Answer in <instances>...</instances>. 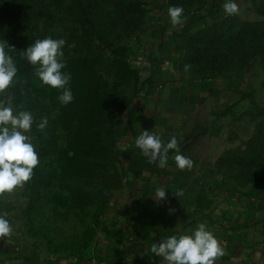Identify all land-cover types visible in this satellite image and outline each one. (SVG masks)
Here are the masks:
<instances>
[{"label": "rangeland", "instance_id": "rangeland-1", "mask_svg": "<svg viewBox=\"0 0 264 264\" xmlns=\"http://www.w3.org/2000/svg\"><path fill=\"white\" fill-rule=\"evenodd\" d=\"M236 2L239 13L227 15L222 0H0V41L13 47L18 67L13 106L31 110L37 122L48 121L43 131L33 124L29 132L40 163L21 187L31 242L55 256L93 259L104 218L119 209L125 189V159L114 127L125 119L128 103L142 96L151 43L173 41L180 47L181 78L240 89L235 126L242 140L235 150L253 148L224 167L223 187L255 215L252 232L264 253V0ZM172 6L183 7L182 25L170 23ZM226 17L236 23L209 29ZM203 30L212 41L197 65L188 60L189 38ZM49 36L66 41L65 71L72 74L74 96L67 105L58 99L61 90L42 85L23 56L35 40Z\"/></svg>", "mask_w": 264, "mask_h": 264}, {"label": "crops", "instance_id": "crops-1", "mask_svg": "<svg viewBox=\"0 0 264 264\" xmlns=\"http://www.w3.org/2000/svg\"><path fill=\"white\" fill-rule=\"evenodd\" d=\"M151 45L144 62L147 81L142 96L126 111L119 129L118 147L126 169L124 193L119 209L104 218L93 259L101 264H159V257L148 255L152 242L177 226L183 230L207 222L225 248L217 264H264V253L252 232L255 215L239 197L225 193L223 186L228 184L218 166L220 157L241 144L235 126L242 111L239 87L181 78L174 51L177 43ZM143 130L164 141L177 137L181 152L195 160L194 166L176 168L171 152L165 168L150 162L134 146ZM156 186L169 188L166 201L157 203L150 197ZM177 189L184 190L182 197L174 194ZM25 203L21 187L0 199V210L11 214L15 229L10 237L0 238V264L89 263L87 256H55L31 242L24 231Z\"/></svg>", "mask_w": 264, "mask_h": 264}, {"label": "clouds", "instance_id": "clouds-1", "mask_svg": "<svg viewBox=\"0 0 264 264\" xmlns=\"http://www.w3.org/2000/svg\"><path fill=\"white\" fill-rule=\"evenodd\" d=\"M222 7L227 15L238 14L239 4L236 0H222ZM170 23L175 27L185 22L184 9L172 6L168 9ZM62 38L51 36L37 39L23 51V56L35 68V76L42 85L61 90L58 99L67 105L74 100L70 87L72 74L65 71L64 46ZM13 47L0 41V94L5 99L0 100V199L5 193H12L19 187L25 186L34 176V169L40 160L33 136L29 134L33 124L43 131L47 126V118L39 122L31 110L13 106L12 87L17 82L18 67L14 61L11 49ZM139 153L149 158L160 168L168 165L170 152L175 153L171 158L176 168L191 169L195 160L181 152L180 141L173 136L164 141L155 132L143 130L134 141ZM129 146H125L127 150ZM167 186H156L150 197L155 202L167 200ZM177 197L184 195L183 189L174 193ZM8 211L0 210V238L10 237L14 232L13 222ZM159 257V264H217L220 257L225 255V248L207 222H200L194 228L181 230L178 226L169 235L152 242L148 255Z\"/></svg>", "mask_w": 264, "mask_h": 264}, {"label": "trees", "instance_id": "trees-1", "mask_svg": "<svg viewBox=\"0 0 264 264\" xmlns=\"http://www.w3.org/2000/svg\"><path fill=\"white\" fill-rule=\"evenodd\" d=\"M128 0H124V4L126 3L127 4ZM127 7L131 8V5H126ZM235 24L236 21H234V19L232 18H225L223 20H221L220 22H215L214 24L211 25V27L209 28L212 32L213 30H217L218 28H221V27H224L225 25H228V27L232 26L230 24ZM205 34V31H198V33H195L194 35H192L190 38H189V43L191 44V48H192V51H189L187 50V54H188V60L190 62H196L197 65L199 63H202L203 59H204V52H205V43L207 41H212V37L209 39H206V37L204 36ZM216 35V34H215ZM216 36H214L213 39H215ZM200 40V43H198V41ZM203 43H202V42ZM168 43H173V41H169ZM175 43V42H174ZM202 43V44H201ZM176 45V43H175ZM174 51L175 52H179L180 51V47H179V44L177 43V45L174 47ZM219 70L216 68L214 70V73H217V74H221V72H218ZM147 81V80H146ZM131 103H128V105L125 107V111H127L128 109L131 108ZM119 129H120V126H118L116 124V127H114V130L113 132L115 133L116 135V144L118 145V140H119V135H120V132H119ZM253 147L251 146H247L246 150L244 149H234V150H231V151H228L219 161H218V166L220 168V170H224L225 171V166L228 167V169H230V167H233L234 166V162L237 160L239 162V159H240V156L242 154H247V155H250L251 154V149ZM233 160H235L233 163L234 164H231L230 162H232ZM256 162V158L253 159V163L254 164ZM231 165V166H230Z\"/></svg>", "mask_w": 264, "mask_h": 264}, {"label": "built area", "instance_id": "built-area-1", "mask_svg": "<svg viewBox=\"0 0 264 264\" xmlns=\"http://www.w3.org/2000/svg\"><path fill=\"white\" fill-rule=\"evenodd\" d=\"M88 264H101L99 261L93 259V260H90Z\"/></svg>", "mask_w": 264, "mask_h": 264}]
</instances>
